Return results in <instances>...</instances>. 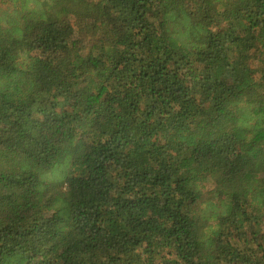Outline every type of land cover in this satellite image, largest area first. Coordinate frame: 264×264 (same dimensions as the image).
I'll return each instance as SVG.
<instances>
[{"label":"trees","instance_id":"trees-1","mask_svg":"<svg viewBox=\"0 0 264 264\" xmlns=\"http://www.w3.org/2000/svg\"><path fill=\"white\" fill-rule=\"evenodd\" d=\"M22 5L0 264H264V0Z\"/></svg>","mask_w":264,"mask_h":264},{"label":"rangeland","instance_id":"rangeland-1","mask_svg":"<svg viewBox=\"0 0 264 264\" xmlns=\"http://www.w3.org/2000/svg\"><path fill=\"white\" fill-rule=\"evenodd\" d=\"M24 1L25 0H19V1L18 0H14V1L6 0L2 4H0V19L1 18H5L6 15H15V16H17L16 12L19 9H22L21 6H23L22 4L24 3ZM36 1H38L39 5L41 6L45 0H36ZM26 3L28 4V8L32 7V6H35V0H26ZM5 13H7V14L5 15ZM210 189H212L211 186H207L206 187V191H208ZM204 209L208 213L207 215L209 216L210 215V208H208L206 205H204Z\"/></svg>","mask_w":264,"mask_h":264}]
</instances>
